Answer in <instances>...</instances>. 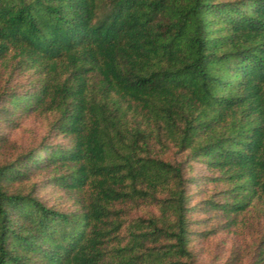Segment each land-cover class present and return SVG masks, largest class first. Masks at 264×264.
I'll use <instances>...</instances> for the list:
<instances>
[{
  "label": "trees",
  "instance_id": "trees-1",
  "mask_svg": "<svg viewBox=\"0 0 264 264\" xmlns=\"http://www.w3.org/2000/svg\"><path fill=\"white\" fill-rule=\"evenodd\" d=\"M0 264H264V0H0Z\"/></svg>",
  "mask_w": 264,
  "mask_h": 264
},
{
  "label": "rangeland",
  "instance_id": "rangeland-1",
  "mask_svg": "<svg viewBox=\"0 0 264 264\" xmlns=\"http://www.w3.org/2000/svg\"><path fill=\"white\" fill-rule=\"evenodd\" d=\"M39 130H40V128L37 125H35L34 123H31V125H29V124L25 125V127L23 126V128H21L19 131L14 132L13 138L16 141L22 142V141L27 140L29 136H31L33 134H38ZM199 175L205 176V175H207V173L202 171L201 169H199ZM201 184H202V182H201ZM194 190L196 191L197 188L195 187ZM49 195L50 194H48L47 197H49ZM56 196L61 197L60 194H56Z\"/></svg>",
  "mask_w": 264,
  "mask_h": 264
}]
</instances>
